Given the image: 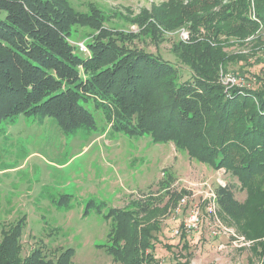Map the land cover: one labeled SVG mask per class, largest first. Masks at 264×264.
<instances>
[{
  "label": "trees",
  "instance_id": "obj_1",
  "mask_svg": "<svg viewBox=\"0 0 264 264\" xmlns=\"http://www.w3.org/2000/svg\"><path fill=\"white\" fill-rule=\"evenodd\" d=\"M0 12V124L22 115L50 118L65 136L92 133L97 128L86 108L90 104L112 132L172 143L191 159L223 169L246 196L239 202L231 186H218L219 216L255 242L251 253L264 264V73L256 77L255 89L225 91L220 82V73L241 59L224 51L230 42L254 38L264 27V0H170L146 15L142 33L149 31L154 39L163 29L187 31L188 39L171 49L190 71L183 81L171 62L118 44L101 29L103 18L95 9L87 16L67 0H0ZM75 26L100 31L85 45L88 56L68 43ZM136 212L108 211L113 227L106 252L119 264H158L153 211ZM140 214L144 226L136 220ZM23 227L20 220L2 232L0 264H70L73 249L55 261H46L39 250L22 257ZM187 245L180 249L186 254L177 253L169 264H190Z\"/></svg>",
  "mask_w": 264,
  "mask_h": 264
},
{
  "label": "rangeland",
  "instance_id": "obj_2",
  "mask_svg": "<svg viewBox=\"0 0 264 264\" xmlns=\"http://www.w3.org/2000/svg\"><path fill=\"white\" fill-rule=\"evenodd\" d=\"M169 1L67 0L79 14L90 16L92 9L97 10L103 18L101 29L110 32L118 44L171 62L183 81L190 77V71L177 62L171 49L188 39H183L184 34L188 36L187 31L163 29L157 39L149 31L142 33L147 24L146 15ZM3 17L4 13L0 12V18ZM259 30L257 36L244 42L232 40V45L224 50L241 57L227 69L228 74L240 78L241 87L255 89L256 77L264 73V27ZM99 32L87 26H75L68 43L78 54V45L92 43ZM86 108L96 123L97 129L92 133L65 136L50 118L37 121L20 115L12 122H1L0 241L2 232L21 220L22 257L39 250L46 261H55L59 254L73 249L70 264H119L106 252L107 236L113 227V221L106 215L112 209L137 213L139 208L146 207L153 211L149 215L150 223L158 228L152 241L158 264L171 263L179 252L185 255L180 250L183 243L188 244L190 264L260 261L245 250L224 256L207 245L204 247L209 238L206 227L188 236L184 234V240L172 236L173 229L183 230L184 220L193 207H199L206 217L205 204L218 186H231L235 199L244 201L246 195L239 190L236 178L223 169L214 170L191 159L172 143L156 144L149 136L130 138L112 132L101 111L90 104ZM62 198L68 200L58 206ZM182 199L185 203L181 214H176ZM136 217L142 223L140 226L146 225L139 219L141 214ZM217 217L221 224L239 233L219 216V211ZM196 240L203 249L198 248Z\"/></svg>",
  "mask_w": 264,
  "mask_h": 264
},
{
  "label": "built area",
  "instance_id": "obj_3",
  "mask_svg": "<svg viewBox=\"0 0 264 264\" xmlns=\"http://www.w3.org/2000/svg\"><path fill=\"white\" fill-rule=\"evenodd\" d=\"M183 39H187V35H183ZM78 51L83 55H88V51L85 46L82 44L78 45ZM220 82L224 86L225 91H228L232 87H241L240 78L236 77L233 74L220 73ZM209 202L205 204L204 215L199 207H193L189 210L187 218L183 223V230L180 231V228L173 229L172 236L176 239L181 238L183 234L188 236L191 233L200 232L202 227H206L208 230V243L204 244V247L207 245V248L220 253L224 256L228 255L232 251L245 250L250 253L251 249L254 246V241L248 240L245 236L237 233L235 230L228 228L221 224L220 220L217 217L218 206L214 193L210 196ZM175 212L176 214H181L182 204L185 203L184 199L180 201ZM195 244L198 245V248L203 249L204 247L199 243V240L195 241ZM240 264V263H238ZM256 264H262L261 261Z\"/></svg>",
  "mask_w": 264,
  "mask_h": 264
}]
</instances>
